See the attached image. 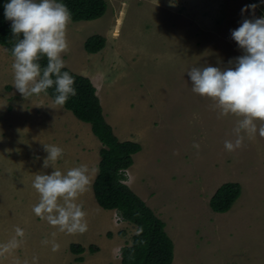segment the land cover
<instances>
[{
  "label": "rangeland",
  "instance_id": "rangeland-1",
  "mask_svg": "<svg viewBox=\"0 0 264 264\" xmlns=\"http://www.w3.org/2000/svg\"><path fill=\"white\" fill-rule=\"evenodd\" d=\"M106 1L101 17L69 22L61 56L91 80L119 140L141 145L125 183L164 223L172 264H264V137L245 136L241 148L227 151L224 141L235 140L240 118H218L185 73L207 64L226 68L243 54L230 30L239 26L241 7L257 0ZM97 34L105 45L89 53L84 41ZM12 63L0 44V264H121L120 249L137 229L94 197L101 143L89 123L48 95L22 97L12 86ZM43 143L63 148L55 164L61 172L89 167L90 184L75 201L86 212L84 233L60 231L32 211L40 198L34 176L54 170L41 166ZM230 181L240 184V196L228 211L213 212L210 197ZM74 243L81 254L70 251Z\"/></svg>",
  "mask_w": 264,
  "mask_h": 264
},
{
  "label": "clouds",
  "instance_id": "clouds-1",
  "mask_svg": "<svg viewBox=\"0 0 264 264\" xmlns=\"http://www.w3.org/2000/svg\"><path fill=\"white\" fill-rule=\"evenodd\" d=\"M169 4L175 6L177 0H169ZM261 6L264 0L243 5L239 26L230 30L242 55L230 60L226 68L207 64L193 66L185 72L192 92L214 102L218 118L230 114L240 118L233 130L235 140L224 141L229 152L241 148L245 136L252 138L258 133L264 137V14L256 15ZM3 7L5 20L11 22V34L17 38L10 49L12 86L24 98L48 95L52 89L54 104L65 105L70 97L77 95L75 77L63 70L66 64L61 56L68 50L66 28L72 18L69 8L62 0H5ZM41 57H47L45 67L39 63ZM43 149L47 156L41 166L45 169L52 166L54 170L34 176L32 187L40 198L33 206V213L58 226L60 231L86 232V212L75 201L90 184L88 165L80 164L61 172L55 164L63 157V148L43 143ZM61 199L62 205L58 203ZM116 216L119 215L116 213ZM16 231L22 235L21 229ZM10 245L15 246V241ZM10 245L4 247L7 249Z\"/></svg>",
  "mask_w": 264,
  "mask_h": 264
},
{
  "label": "trees",
  "instance_id": "trees-1",
  "mask_svg": "<svg viewBox=\"0 0 264 264\" xmlns=\"http://www.w3.org/2000/svg\"><path fill=\"white\" fill-rule=\"evenodd\" d=\"M71 12L72 21L93 20L101 17L107 8L106 0H62ZM5 0H0V44L11 55L10 49L17 42L10 29V21L4 18ZM264 8V6H262ZM105 45V38L99 34L89 36L84 48L97 53ZM39 63L45 67L47 57ZM69 71L75 77L77 95L70 97L63 107L79 120L89 123L92 133L101 143L98 172L92 181L94 197L103 209L115 210L119 217L136 227L131 241L120 249L121 264H172L173 241L164 230V223L153 210L125 183V170L133 164L132 155L140 151L141 145L133 140H119L112 126L105 120L102 106L91 80ZM48 96L54 100L53 90ZM238 182H224L212 194L208 205L213 212L228 211L240 196ZM123 233V232H122ZM70 251L81 254L80 244H71ZM78 261L82 257H77Z\"/></svg>",
  "mask_w": 264,
  "mask_h": 264
},
{
  "label": "built area",
  "instance_id": "built-area-1",
  "mask_svg": "<svg viewBox=\"0 0 264 264\" xmlns=\"http://www.w3.org/2000/svg\"><path fill=\"white\" fill-rule=\"evenodd\" d=\"M115 219H116V221H118V220L120 221L121 220V218L119 216H116Z\"/></svg>",
  "mask_w": 264,
  "mask_h": 264
},
{
  "label": "crops",
  "instance_id": "crops-1",
  "mask_svg": "<svg viewBox=\"0 0 264 264\" xmlns=\"http://www.w3.org/2000/svg\"><path fill=\"white\" fill-rule=\"evenodd\" d=\"M111 125V124H110ZM133 155H135V154H133Z\"/></svg>",
  "mask_w": 264,
  "mask_h": 264
}]
</instances>
